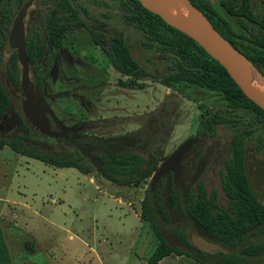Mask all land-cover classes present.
Listing matches in <instances>:
<instances>
[{"label": "rangeland", "instance_id": "rangeland-1", "mask_svg": "<svg viewBox=\"0 0 264 264\" xmlns=\"http://www.w3.org/2000/svg\"><path fill=\"white\" fill-rule=\"evenodd\" d=\"M55 1H33L24 21L27 32L35 28L45 34V20ZM70 1L83 17L82 9L93 20H102L104 32L121 35L134 59L150 75L142 79L121 75L93 42L89 29L73 24L65 31L61 48L47 70L41 94L76 136L65 132L51 138L22 115L20 89L9 78L11 52L5 41L0 46V83L10 105L0 136L23 134L27 143L40 149L72 152L76 157L81 151L86 157L92 155L91 144L85 140L97 137L104 139L108 148L138 151L145 157L153 154L158 167L181 142L196 136L202 114L230 110L218 92L187 82L169 88L152 77L168 70L167 61L141 44L142 35L125 19L119 0ZM17 10L14 0L12 18ZM18 69L20 73L19 64ZM30 76L33 80L32 72ZM254 77L264 87V77ZM230 114L241 116L239 122L217 124L214 135L199 136L178 170L157 184L162 211L154 205V217L159 229L168 243L190 254L173 253L160 264H220L216 252L238 250L209 236L184 213L186 195L195 191L199 179L209 192H216L220 206L227 205L221 181L236 128L253 129L245 138L246 171L251 188L264 201V124L242 109ZM150 179L138 186L115 185L95 171L83 174L74 167H55L21 155L8 145L0 148V226L12 264H145L160 244L149 222L139 216ZM176 230L183 232L187 241ZM191 235L217 244L219 249L203 251L191 242ZM251 238L263 240L264 232ZM250 260L261 263L264 255Z\"/></svg>", "mask_w": 264, "mask_h": 264}, {"label": "trees", "instance_id": "trees-1", "mask_svg": "<svg viewBox=\"0 0 264 264\" xmlns=\"http://www.w3.org/2000/svg\"><path fill=\"white\" fill-rule=\"evenodd\" d=\"M25 0H15L19 8ZM210 20L213 26L245 57L264 77V0H190ZM125 19L141 33V44L146 49L159 52L167 61L168 70L152 76L166 87L175 83L187 82L209 91L218 92L227 102L230 110L207 111L200 117V127L196 136L214 135L220 123H238L241 116L230 114L242 109L254 114L264 124V110L250 100L229 76L226 69L212 58L195 40L167 24L162 18L144 8L138 0H119ZM14 0H0V29L2 37L12 21ZM86 15V10L82 9ZM78 12L70 0H56L49 9L45 20V34L53 45L61 43L70 25L63 18L77 16ZM69 20V19H67ZM72 21V20H71ZM95 44L99 45L108 57L111 66L121 75L142 79L150 73L134 59L125 39L115 31L109 37L102 30L91 31ZM3 44V41L0 40ZM26 54L36 82L43 87L50 62L41 66L37 62L45 53L41 33H27ZM9 77L16 86L19 84V69L16 53L10 55ZM1 68V56H0ZM10 98L0 83V118L6 112ZM238 118V119H237ZM24 130L28 127L20 120ZM253 129L236 128L231 136L227 157L224 161L222 189L227 197V205L217 203L214 190L208 191L202 179L196 182L194 192L185 198L184 213L192 218L209 236L225 245L236 246L238 250L227 249L216 252L220 264H264L253 263L250 258L264 255V239L251 237L264 232V205L251 188L246 171L245 138ZM85 141L91 144V154L80 152L78 157L72 152H55L40 149L25 141V135L0 136V147L8 145L13 151L39 159L55 167H75L83 174L95 171L103 179L124 186H138L152 177L158 158L150 154L145 157L138 151L113 149L103 145L104 139L91 137ZM81 143V142H80ZM87 159L88 163L83 160ZM172 174V173H170ZM140 203V219L149 222L160 244L146 258L145 264H158L170 254H187L183 249L168 243L154 217V205L162 211L159 191L149 188ZM187 241L183 232H175ZM201 261V260H198ZM204 264H210L202 261ZM0 264H12L4 233L0 226Z\"/></svg>", "mask_w": 264, "mask_h": 264}, {"label": "water", "instance_id": "water-1", "mask_svg": "<svg viewBox=\"0 0 264 264\" xmlns=\"http://www.w3.org/2000/svg\"><path fill=\"white\" fill-rule=\"evenodd\" d=\"M34 0H25L12 18L7 34L6 50L15 51L20 65L19 88L22 96L21 111L26 120L40 133L48 137H56L51 129L49 117L57 120L50 105L43 101L36 102L34 84L30 78V62L25 50L24 19L28 8ZM147 10L159 15L162 20L175 29L195 40L212 58L217 60L242 92L261 109L264 110V90L260 81L263 76L250 60L238 51L210 22L205 14L190 0H138ZM199 137L194 136L181 142L156 167L150 182L149 190L154 192L158 182L167 174L178 170L183 158L197 144ZM264 205V201H261ZM191 242L199 249L214 252L219 249L196 235H191Z\"/></svg>", "mask_w": 264, "mask_h": 264}, {"label": "flooded vegetation", "instance_id": "flooded-vegetation-1", "mask_svg": "<svg viewBox=\"0 0 264 264\" xmlns=\"http://www.w3.org/2000/svg\"><path fill=\"white\" fill-rule=\"evenodd\" d=\"M85 14V13H84ZM64 19V22H69L70 25L68 26V28L70 26H72L73 24H77V25H80V26H84L86 28L89 29L90 33L91 31L93 30H102L101 29V25H104V22L102 20H98V21H95L93 20L91 17H89V15H86L85 14V17H83L82 13L81 12H78V20H77V16L75 15H72L71 18H63ZM69 19V20H67ZM72 20V21H71ZM25 21V19H24ZM93 22V23H92ZM11 25V24H10ZM67 28V29H68ZM25 29V27H24ZM35 29V28H34ZM34 29H31L29 32H32L34 31ZM8 31H5V37H2V30L0 29V40H2L3 42H5L7 40V34H8ZM103 31V30H102ZM7 32V33H6ZM25 30V40H26V35L27 33H29ZM45 32V30H44ZM106 33V32H105ZM42 35V34H41ZM107 37H109L111 35L106 33ZM43 41H44V44H45V53L43 54V56H41L39 58V60L37 62H44L43 66L45 67L46 66V62H53V59L55 58V55H56V52L58 49L61 48V45L58 44V45H53L51 41H49V39L46 37V34H44L43 36ZM26 42V41H25ZM6 44V42H5ZM2 44L0 43V46ZM97 45V44H96ZM99 46V45H97ZM100 47V46H99ZM101 48V47H100ZM102 49V48H101ZM15 52V51H13ZM11 52V54L13 53ZM9 65H10V57H9ZM30 72H32V75H33V84H34V91H35V97H36V102L37 103H42L44 100V96L41 94V90L42 88H40V86L38 85V83L36 82V77L31 69V65H30ZM10 78V77H9ZM31 78V76H30ZM11 80V79H10ZM12 82V81H11ZM44 84V83H43ZM19 87V86H18ZM20 89V88H19ZM22 97V96H21ZM22 101V100H21ZM46 102V101H45ZM10 105V104H9ZM7 112V110H6ZM6 112L2 115V117L0 118V133L3 132V130L5 129L4 127V122H5V118H6ZM22 112V111H21ZM23 115V113H22ZM24 117V115H23ZM25 118V117H24ZM57 118V117H56ZM26 120V118H25ZM27 121V120H26ZM28 122V121H27ZM29 123V122H28ZM49 123H50V127L51 129L56 133V137H51V138H58L60 137L63 133L65 132H70V134L72 135L71 137L72 138H75L76 136V133L74 132V130H71L70 128H68L67 126H65L58 118L57 120H52L50 117H49ZM30 124V123H29ZM31 125V124H30ZM32 126V125H31ZM48 137V136H47ZM192 149V148H191ZM170 174V173H169Z\"/></svg>", "mask_w": 264, "mask_h": 264}, {"label": "crops", "instance_id": "crops-1", "mask_svg": "<svg viewBox=\"0 0 264 264\" xmlns=\"http://www.w3.org/2000/svg\"><path fill=\"white\" fill-rule=\"evenodd\" d=\"M4 146H7V145H3L2 147H4ZM2 147H0V148H2ZM164 259H165V257L162 260H160V262L158 264H160ZM145 262H146V259H145Z\"/></svg>", "mask_w": 264, "mask_h": 264}, {"label": "bare ground", "instance_id": "bare-ground-1", "mask_svg": "<svg viewBox=\"0 0 264 264\" xmlns=\"http://www.w3.org/2000/svg\"><path fill=\"white\" fill-rule=\"evenodd\" d=\"M263 88V90H264V87H262Z\"/></svg>", "mask_w": 264, "mask_h": 264}]
</instances>
